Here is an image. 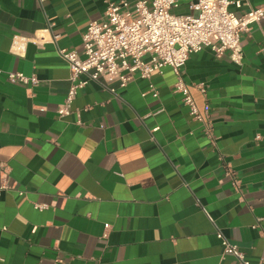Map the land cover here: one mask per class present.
Returning <instances> with one entry per match:
<instances>
[{
    "label": "crops",
    "instance_id": "crops-1",
    "mask_svg": "<svg viewBox=\"0 0 264 264\" xmlns=\"http://www.w3.org/2000/svg\"><path fill=\"white\" fill-rule=\"evenodd\" d=\"M104 18V0H0V264H240L217 231L264 264V18L240 34V64L204 47L181 68L211 138L169 66L123 87L89 81L58 115L69 69L57 50L81 53L86 24Z\"/></svg>",
    "mask_w": 264,
    "mask_h": 264
},
{
    "label": "built area",
    "instance_id": "built-area-1",
    "mask_svg": "<svg viewBox=\"0 0 264 264\" xmlns=\"http://www.w3.org/2000/svg\"><path fill=\"white\" fill-rule=\"evenodd\" d=\"M105 18L90 20L82 33V52L58 49V54L67 63L69 85L64 102L57 113L64 116L70 113V105L79 88L89 81L117 79L125 86L133 74L150 80L152 73H161L169 66L176 75L174 89L188 107L189 115L197 121L205 136L213 135V124L208 106L200 110L194 101L188 85L181 76V68L191 53L204 47L216 55L228 53L229 58L241 63L242 46L240 34L249 31L254 23L264 18V5L253 7L248 0H191L189 12L176 14L172 9L177 0H104ZM233 5L244 10L237 13L230 10ZM23 37L14 35L12 46L22 47ZM264 50V47H263ZM11 82L35 84V75L26 76L21 72H7ZM197 89L205 92L202 83ZM152 96L157 91L151 82L148 90ZM225 175L237 187L232 167L225 164ZM6 188L7 185H2ZM21 194V192H20ZM34 207L43 209L45 204L35 203ZM108 228V224L104 225ZM222 246V255H232L240 264H251L244 253L220 232H216Z\"/></svg>",
    "mask_w": 264,
    "mask_h": 264
}]
</instances>
